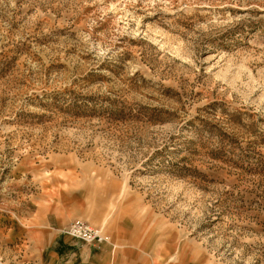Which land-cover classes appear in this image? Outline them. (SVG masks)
Masks as SVG:
<instances>
[{"label":"rangeland","instance_id":"1","mask_svg":"<svg viewBox=\"0 0 264 264\" xmlns=\"http://www.w3.org/2000/svg\"><path fill=\"white\" fill-rule=\"evenodd\" d=\"M19 253L264 264V0H0V259Z\"/></svg>","mask_w":264,"mask_h":264},{"label":"built area","instance_id":"2","mask_svg":"<svg viewBox=\"0 0 264 264\" xmlns=\"http://www.w3.org/2000/svg\"><path fill=\"white\" fill-rule=\"evenodd\" d=\"M64 233L77 241L90 244L93 247L98 246L105 240L99 228L81 220H76L69 224ZM0 264H5V261L0 259Z\"/></svg>","mask_w":264,"mask_h":264},{"label":"crops","instance_id":"3","mask_svg":"<svg viewBox=\"0 0 264 264\" xmlns=\"http://www.w3.org/2000/svg\"><path fill=\"white\" fill-rule=\"evenodd\" d=\"M16 212H18L20 214V210L19 211L17 210ZM24 215L25 214H23V216ZM17 241H19L18 244L21 245L22 240L19 239ZM83 247H85V246H83ZM83 247H81L80 250H82ZM14 264H36V262L34 260L30 259V258L29 259L28 258L25 259L23 253H19V254H17V261H14Z\"/></svg>","mask_w":264,"mask_h":264}]
</instances>
